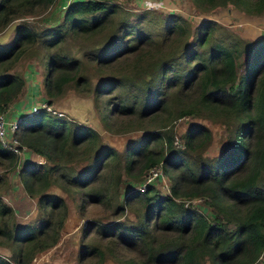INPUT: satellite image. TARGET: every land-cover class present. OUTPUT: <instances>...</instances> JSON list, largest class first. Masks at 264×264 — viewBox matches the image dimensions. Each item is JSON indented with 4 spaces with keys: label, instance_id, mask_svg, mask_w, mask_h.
Listing matches in <instances>:
<instances>
[{
    "label": "trees",
    "instance_id": "1",
    "mask_svg": "<svg viewBox=\"0 0 264 264\" xmlns=\"http://www.w3.org/2000/svg\"><path fill=\"white\" fill-rule=\"evenodd\" d=\"M56 1L0 0V31L14 19ZM194 1L203 9L230 2L246 12L261 14L264 10V0ZM120 10L110 0H59L47 17L48 25L32 27L21 19L12 41L0 44V112L22 92L25 78L10 67L28 44L40 41L50 47L68 33H93ZM155 17L156 21L120 18L107 45L100 52L86 53V59L58 50L48 52L43 86L49 102L71 85L79 92L93 91L95 104H101L98 114L106 124L110 125L111 115L133 114L156 120L157 129L148 130L119 151L88 123L44 108L21 117L14 134L33 153L45 157L44 161L24 158L17 170L26 192L36 197L41 214L34 221L17 224L13 207L0 195V245L10 249L9 254L0 253V264H32L37 252L57 241L68 205L64 196L50 190L52 184L78 191L80 207L87 202H114L119 212L132 200L142 207L135 221H89L82 229L79 264H95L108 256L121 264L257 261L264 248V35L242 41L217 32L222 24L214 18L200 20L192 30L180 13ZM161 44L168 48L160 49ZM243 54L246 60L240 72L238 57ZM89 63L97 72H106L94 88L86 72ZM124 63L132 71L141 69L143 81H126L117 68ZM127 85L130 97L123 94ZM105 93H109L106 98ZM204 109L213 111L228 132L226 146L213 157L202 153L211 138L207 125L192 122L181 136L180 147L173 143L169 125L170 118ZM0 157L12 167L19 160L1 142ZM120 157L124 158L123 172L135 180L162 159L171 178L170 192L161 194L153 184L119 191L122 172L116 167ZM80 161L83 167L77 170ZM196 196L213 206L212 215L192 200L185 203ZM90 229L108 243L84 241ZM122 247L132 255L124 256ZM92 255L94 261H86Z\"/></svg>",
    "mask_w": 264,
    "mask_h": 264
},
{
    "label": "rangeland",
    "instance_id": "2",
    "mask_svg": "<svg viewBox=\"0 0 264 264\" xmlns=\"http://www.w3.org/2000/svg\"><path fill=\"white\" fill-rule=\"evenodd\" d=\"M110 1L121 7V10L114 14L110 23H107L100 29H96L90 34L74 35L73 33H68L55 45L50 47L44 46L40 41L28 44L26 50L13 62L10 68L11 70H17L22 73L25 80L28 82L25 88L23 87L25 96H23L21 101L27 99V97L33 99V104L46 101L51 108L56 111H62L64 117L88 123L95 127L100 133L102 140L113 145L119 151L123 150L129 141L133 144L135 140L140 138L148 130L157 129V121L151 118L139 119L133 114H114L108 119L110 125L106 124V122L100 119L99 111L101 104L99 101L98 104H95L93 91L79 92L71 85L65 86L61 94L51 96V101L49 102V96L46 94L43 86V75L46 68L45 60L48 52L58 50L68 56L86 59V53L100 52L101 49L107 45L113 32L116 30V25L120 18L128 17L130 20L136 21L146 17L156 21L155 15L158 13L166 16L167 13L170 12L180 13L186 17L192 26V30L200 20L208 17L214 18L222 24V27H219L217 32L224 31L228 33V35H234L242 41H252L264 35V10L261 14L246 12L235 7V5L230 2L213 6L210 9H203L196 4L194 0ZM58 3L59 0H57L54 5L36 9L33 14H26L11 21L3 31H0V44L12 41L15 25L20 22L21 19L32 27L48 25L47 17L52 11L56 10ZM159 48L167 49L168 45L161 44ZM245 60V54L238 57V71H243ZM117 68H119L118 73L126 81L133 83L139 82V80L143 81L142 76H139L142 75L140 73L141 69L138 70L137 68L135 71H132L127 63ZM95 69L96 68L92 64H87L86 72L89 73L92 88H94V85L106 74L105 71L97 72ZM30 89H32V91H30ZM115 91L116 90L113 89L111 92ZM33 92L36 94L33 95ZM108 94L105 93V98ZM123 94L130 97L131 92L128 85L124 88ZM99 95L100 93L95 96ZM20 96H22V92ZM30 105L31 102L23 107L27 108ZM62 105H64V108H62ZM175 106L176 104H173L171 108ZM211 112L204 109L200 113H186L178 115L176 118H170L169 125H171V131H173V143L180 147L182 145L181 136L186 128L194 121L201 122L207 125L211 130V138L203 146L202 153L210 157L218 155L226 146L225 143L228 132L224 122L218 118L213 111ZM162 148L164 149V147ZM164 152L165 155L169 154L166 150ZM25 154V156L20 158V164L24 158L28 156L27 153ZM190 157L193 158L191 155ZM35 158H37L36 160L39 159V161L45 160V157L41 155L35 154ZM32 159H34V157H32ZM123 165L124 158L120 157L116 168L122 173H120L117 187L119 191L125 193L131 188H136L139 183L144 181L145 175L141 179L135 180L123 172ZM152 165H157L162 169L164 181L153 180L151 183L160 190L161 194L170 192L171 178L168 177L164 171L162 159ZM19 166L16 165L12 167L9 165L8 159L0 157V195L4 201L13 207L17 224L30 220L34 221L41 214L36 203V197L29 195L21 183L17 173ZM82 167L83 161H80L76 165V168L80 170ZM109 171H111V167ZM50 190L56 191L64 196L68 205V211L63 220V225L57 241L52 246L37 252L33 257L32 264H79L77 261V252L82 239V229L89 221L93 223L113 220L130 222L135 221L136 217L141 214L142 211L141 205L136 200H132L129 204H125L124 209L119 210V212L118 210L115 211L114 206L116 205L114 202L110 205L102 202H87L84 207H80L78 191L68 192L53 184L50 186ZM200 200L201 199H196L195 202L192 201V203L198 205L208 216L212 215L213 206L206 202H200ZM230 224L232 225V223ZM93 232L94 230L90 229L84 241L88 239L91 242H100L103 246L108 243V240L100 237L98 234H93ZM119 250L124 256L132 255L131 250L127 247L119 248ZM0 253L9 254L10 249L0 245ZM95 257L94 255L88 256L86 261L92 263ZM95 264L121 263L108 256L97 261ZM255 264H259V262Z\"/></svg>",
    "mask_w": 264,
    "mask_h": 264
},
{
    "label": "built area",
    "instance_id": "3",
    "mask_svg": "<svg viewBox=\"0 0 264 264\" xmlns=\"http://www.w3.org/2000/svg\"><path fill=\"white\" fill-rule=\"evenodd\" d=\"M41 108L51 109L52 111L55 110L51 108V106L46 101H42L36 102L34 104L32 102L31 105L27 109H25L24 113L21 116H17L12 119H8L5 112H0V141L2 145L9 147L18 155H23L27 150V147L23 144H20L14 134V130L17 127L18 121L22 116L32 115L33 113L39 111ZM57 113L62 114L63 112L58 110ZM153 180L164 181L163 171L157 165H152L148 169L147 173L145 174L144 181L140 185V188H144L146 184L151 183ZM196 199H202V196H196L192 197L191 199H187L185 203H187L189 200L195 202ZM257 262H259V264H264V248L255 263Z\"/></svg>",
    "mask_w": 264,
    "mask_h": 264
},
{
    "label": "crops",
    "instance_id": "4",
    "mask_svg": "<svg viewBox=\"0 0 264 264\" xmlns=\"http://www.w3.org/2000/svg\"><path fill=\"white\" fill-rule=\"evenodd\" d=\"M8 26V25H7ZM5 29V28H4ZM3 29V30H4ZM2 30V31H3ZM26 83H28L26 80H25V84H24V88H25V85H26ZM37 87H38V85H37ZM24 88L22 89V96H20V94L15 98V100H13L10 104H9V107H8V109H7V111H6V114H7V117H9V118H13V117H15L16 115H18V114H20V113H22V111H23V106H26L29 102H32L33 101V99H29L28 97H27V99H24L23 101H21L22 100V98H23V96H25L24 95V93H23V91H24ZM36 88V87H35ZM39 88V87H38ZM33 89H34V85H33ZM30 91H32V89H30ZM32 94V93H31ZM36 93H34L33 92V95H35ZM62 108H64V105H62ZM28 152V156L27 157H25L26 159H32V157H34V159H37V158H35V153H33L32 151H27ZM27 152H25V153H27ZM36 155H38V154H36ZM33 159V160H34ZM39 160V159H38Z\"/></svg>",
    "mask_w": 264,
    "mask_h": 264
},
{
    "label": "clouds",
    "instance_id": "5",
    "mask_svg": "<svg viewBox=\"0 0 264 264\" xmlns=\"http://www.w3.org/2000/svg\"><path fill=\"white\" fill-rule=\"evenodd\" d=\"M31 103H32V102H31ZM23 108H24V107H23ZM27 108H28V107H27ZM27 108H24L23 111H22V113L16 115L15 117H17V116H21V115L24 113L25 109H27ZM44 109H45V108H44ZM46 110L52 111L51 109H46ZM6 111H7V109H6L5 111H2V112H5V114H6ZM52 112H54V113H56V114H58V115H62V116L64 115L63 113H62V114L57 113L56 110H54V111H52ZM6 116H7V114H6ZM27 116H29V115H27ZM15 117H13V118H15ZM22 117H23V116H22ZM7 118H8V119H12V118H9V117H7ZM17 126H18V125H17ZM16 128H17V127H16ZM16 128H15V129H16ZM14 133H15V130H14ZM15 136H16V135H15ZM18 141H19V140H18ZM0 142H1V141H0ZM20 144H21V143H20ZM3 146H4V145H3ZM25 146H26V145H25ZM26 147H27V146H26ZM8 148H9V147H8ZM27 151H31V150H29L28 147H27V150H26L25 152H27ZM25 152H24V154H25ZM15 153H16V152H15ZM16 154H17V153H16ZM24 154H23V155H18V154H17V155H18V159H19L18 162H17V166H19L20 158L26 155V154H25V155H24ZM27 154H28V152H27ZM34 160H36V159H34ZM38 161H39V160H38ZM22 162H23V161H22ZM151 166H152V165H151ZM151 166H150V167H151ZM142 182H143V181H142ZM142 182H141V183H142ZM141 183H139V184L136 186V188L144 189V188L146 187V186H145L144 188H140ZM148 184H152V183H148ZM148 184H146V185H148ZM186 200H187V199H186ZM189 201H190V200H189ZM189 201H188V202H189Z\"/></svg>",
    "mask_w": 264,
    "mask_h": 264
}]
</instances>
